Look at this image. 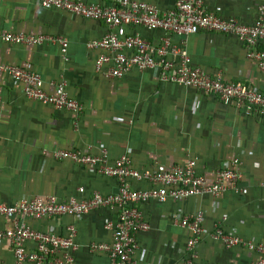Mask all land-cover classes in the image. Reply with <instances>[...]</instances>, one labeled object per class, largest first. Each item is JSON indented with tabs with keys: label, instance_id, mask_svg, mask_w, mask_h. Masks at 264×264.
<instances>
[{
	"label": "crops",
	"instance_id": "crops-1",
	"mask_svg": "<svg viewBox=\"0 0 264 264\" xmlns=\"http://www.w3.org/2000/svg\"><path fill=\"white\" fill-rule=\"evenodd\" d=\"M111 5L112 0H82ZM162 11L175 8L178 0H136ZM206 8L221 18L252 25L264 0H203ZM18 32L66 38L68 58L61 47L46 43H6L0 37V62L39 73L45 90L54 93L65 81L72 96L84 106L77 116L51 106L28 102L23 85L0 73V204L23 199L57 196L82 200L95 192L117 193L118 181L56 157L60 150L88 149L92 155L107 151L113 164L129 155L139 171L171 170L190 159L209 183L218 172L234 168L243 175L233 189L219 196L210 194L186 200L150 201L141 209L150 230L138 235L133 264H185L190 238L180 221L198 212L204 214L205 233L197 246L198 264H258L262 256L244 246L227 248L213 239L220 225L225 232L264 245V120L239 111L234 101L177 84L160 82L152 72L133 69L121 78L110 77L112 66L97 68L104 50H89L87 43L108 33L121 38L140 34L159 47L165 33L143 27L110 28L106 23L79 18L67 11L47 10L32 0H0V33ZM186 44L194 66L225 81H236L264 92V72L249 57V50L235 37L214 33L173 36ZM147 181L134 182L136 190L150 189ZM85 191L82 193L80 189ZM222 217L227 218L222 224ZM117 209H100L84 218L59 216L30 220L34 230L67 237L75 227L77 250L74 264H111L105 253H92L93 243L112 240L107 228L116 223ZM9 224L0 218V230ZM27 247L34 248L28 243ZM0 264H15L6 242L0 244ZM30 264V263H27Z\"/></svg>",
	"mask_w": 264,
	"mask_h": 264
},
{
	"label": "built area",
	"instance_id": "built-area-1",
	"mask_svg": "<svg viewBox=\"0 0 264 264\" xmlns=\"http://www.w3.org/2000/svg\"><path fill=\"white\" fill-rule=\"evenodd\" d=\"M32 1L47 10L67 11L79 18L104 22L112 29L131 26L163 31L165 37L159 47L153 46L140 34L121 38L117 33L110 32L101 39L88 42L87 48L106 51L97 60V68L111 65L110 77L121 78L133 69L150 71L160 82L195 89L224 102L234 101L239 111L264 120V92L242 82H227L222 72L215 77L209 75L193 65L186 44L178 45L173 41V36H192L202 32L233 36L248 48L249 57L264 72V3L258 8L256 22L247 25L236 19L217 16L206 8L203 0H178L175 8L167 11L136 0H112L108 6L88 4L82 0ZM0 37L6 43L37 48L54 43L61 47L63 58H68L69 41L66 38L18 32L0 33ZM0 73L23 85L22 92L28 102L51 106L77 116L84 111L83 104L72 96L65 81L58 83L54 93H48L43 77L35 71L0 62ZM55 154L58 159L89 166L101 175L115 178L119 190L107 196L95 192L82 200H61L57 196H48L23 199L13 205L1 203L0 218L9 227L0 230V244L6 242L11 247L15 264H74V251L77 250L75 227H71L69 235L63 237L34 230L26 221L59 216L82 219L88 213L104 208L118 211L116 223L107 225L112 240L110 243L91 244L90 252L105 253L111 264H133L138 235L150 230L141 209L144 204L150 201L163 204L170 199L181 201L207 194L219 196L231 189L239 191L237 183L243 179L240 172L230 168L219 171L217 180L209 183L206 177L199 174L194 159L171 170L139 171L133 168L128 154L113 164L107 151L92 155L88 149H77L60 150ZM140 181L154 186L144 190L134 189L133 183ZM84 191L80 189V192ZM226 219L222 217L220 224ZM203 223L204 214L201 212L184 216L180 221L190 233L185 264H198L196 250L205 233ZM209 235L227 248L244 246L258 252L262 256L258 264H264V245L227 233L221 225ZM28 243L34 244V248L27 247Z\"/></svg>",
	"mask_w": 264,
	"mask_h": 264
}]
</instances>
